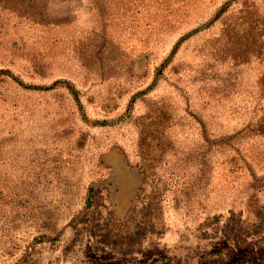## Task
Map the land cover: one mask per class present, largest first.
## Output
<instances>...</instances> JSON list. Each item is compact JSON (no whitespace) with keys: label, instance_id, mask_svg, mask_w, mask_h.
Masks as SVG:
<instances>
[{"label":"rangeland","instance_id":"1","mask_svg":"<svg viewBox=\"0 0 264 264\" xmlns=\"http://www.w3.org/2000/svg\"><path fill=\"white\" fill-rule=\"evenodd\" d=\"M192 3L0 0V264H264V0Z\"/></svg>","mask_w":264,"mask_h":264},{"label":"trees","instance_id":"2","mask_svg":"<svg viewBox=\"0 0 264 264\" xmlns=\"http://www.w3.org/2000/svg\"><path fill=\"white\" fill-rule=\"evenodd\" d=\"M192 1L193 0H178V3H181L179 9H182V8L188 9L193 4ZM175 2H176V0H175ZM166 3H167L166 4L167 5L166 8L171 7L170 0H166Z\"/></svg>","mask_w":264,"mask_h":264}]
</instances>
